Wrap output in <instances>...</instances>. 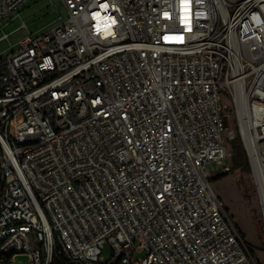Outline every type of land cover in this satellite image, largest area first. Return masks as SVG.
<instances>
[{
  "label": "built area",
  "instance_id": "1",
  "mask_svg": "<svg viewBox=\"0 0 264 264\" xmlns=\"http://www.w3.org/2000/svg\"><path fill=\"white\" fill-rule=\"evenodd\" d=\"M61 1L0 57V264H260L211 182L237 137L264 225V0Z\"/></svg>",
  "mask_w": 264,
  "mask_h": 264
},
{
  "label": "rangeland",
  "instance_id": "2",
  "mask_svg": "<svg viewBox=\"0 0 264 264\" xmlns=\"http://www.w3.org/2000/svg\"><path fill=\"white\" fill-rule=\"evenodd\" d=\"M67 12L61 0H27L19 9L4 17L0 21V36L9 34L7 39L0 40V57L5 54L10 45H16L24 36L42 34L62 24L66 19ZM24 22L26 28H20ZM225 112L224 123L227 127H235L231 104L226 98H222ZM237 138V137H236ZM231 141H228L230 145ZM230 157V149L227 148ZM223 166L230 165L223 160ZM212 173H220L221 166L212 164ZM211 186L220 197L223 205L235 224L240 235L249 246V250L255 260L264 264V225H262L258 210V196L250 173L239 171L229 172L225 177L214 179ZM102 256L110 258V248L105 244ZM143 256V253H133L132 259ZM25 256H16V263L28 264Z\"/></svg>",
  "mask_w": 264,
  "mask_h": 264
},
{
  "label": "trees",
  "instance_id": "3",
  "mask_svg": "<svg viewBox=\"0 0 264 264\" xmlns=\"http://www.w3.org/2000/svg\"><path fill=\"white\" fill-rule=\"evenodd\" d=\"M228 148L230 149V157H227L230 163L229 172L239 171L241 173H249L248 161L240 140L238 138L233 139L230 145H228ZM229 172L221 174L215 177L214 179H220L222 177H225ZM51 264H68V263L64 260V258L55 256Z\"/></svg>",
  "mask_w": 264,
  "mask_h": 264
},
{
  "label": "water",
  "instance_id": "4",
  "mask_svg": "<svg viewBox=\"0 0 264 264\" xmlns=\"http://www.w3.org/2000/svg\"><path fill=\"white\" fill-rule=\"evenodd\" d=\"M214 179V178H213Z\"/></svg>",
  "mask_w": 264,
  "mask_h": 264
}]
</instances>
